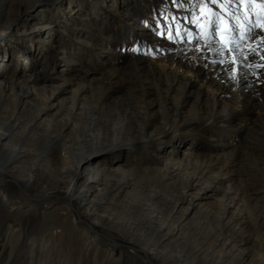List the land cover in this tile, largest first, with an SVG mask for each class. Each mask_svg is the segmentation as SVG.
I'll use <instances>...</instances> for the list:
<instances>
[{
    "label": "bare ground",
    "instance_id": "1",
    "mask_svg": "<svg viewBox=\"0 0 264 264\" xmlns=\"http://www.w3.org/2000/svg\"><path fill=\"white\" fill-rule=\"evenodd\" d=\"M234 1L0 0V54H17L0 55V264H264V25L229 48L175 35ZM64 19L71 38L41 32ZM19 56L33 71L17 82ZM183 130L193 140L174 142ZM177 145L192 153L173 158ZM197 187L220 209L185 233L174 195L190 206ZM117 237L133 244L121 255Z\"/></svg>",
    "mask_w": 264,
    "mask_h": 264
},
{
    "label": "rangeland",
    "instance_id": "2",
    "mask_svg": "<svg viewBox=\"0 0 264 264\" xmlns=\"http://www.w3.org/2000/svg\"><path fill=\"white\" fill-rule=\"evenodd\" d=\"M128 1H131V0H127V2ZM104 2V1H103ZM102 2V5H104L106 8L109 6L110 7V9L112 8V6H113V4L111 3L110 4V2H109V4L110 5H107V3H103ZM114 7V6H113ZM115 8V7H114ZM119 10V9H118ZM184 9H182V10H180V11H178V12H181V11H183ZM62 14H64V15H66V12L64 11ZM61 14V15H62ZM185 14V13H184ZM201 16V15H200ZM200 16L198 17V19H199V21L201 20L200 19ZM60 23H62V24H60ZM51 26H52V24L50 23V24H47L46 25V27H44V28H42V30H41V32H43V33H49V34H51V33H54L57 37L58 36H62L63 38H71L70 37V34H71V32H70V25L69 26H67V22L65 21V19H64V22H59L58 24H55V26H56V29H52L51 28ZM62 27L63 28H65L66 27V29L64 30V29H62ZM168 26H167V23H166V21H164L163 22V29H165V30H163L162 29V31H161V38L162 39H168L169 38V35H168V33H167V28ZM77 27H75L74 29H76ZM63 30V31H62ZM72 30V29H71ZM1 42H3V43H6V42H8V41H1ZM10 45H12V44H10ZM6 50H8V52L5 54V55H3V53H1L0 55L1 56H4L5 58H6V63L7 64H10L11 63V61H12V59H14V58H17V54H16V50L14 49V50H12L11 51V47L10 48H7ZM159 53H162L163 54V50L162 49H159V51H158ZM162 56V55H161ZM18 61L20 62L19 64V68H18V70H16V71H11V69H12V67H9V70H7L8 71V73H9V76H15V78H16V81L17 82H20V81H22V80H25L26 79V77H27V75L29 74V73H31L33 70H31L30 69V67L28 68V67H25V65L23 64V61L24 60H22V57H18ZM25 62V61H24ZM76 64H73V66H71V65H69L68 63H64V61L63 60H61V59H59V60H57L55 63H56V65H55V70L57 69L58 71H63L65 74H67V75H72L75 79H78L79 77L81 78V75H82V73H83V69H84V67L80 64V63H78V61L76 60ZM65 64V65H64ZM7 67V66H6ZM13 72V73H12ZM42 71L41 70H39V73H41ZM11 74H13V75H11ZM88 74L89 75H92V73L91 72H88ZM4 78V75H3V73L0 71V79H3ZM48 80V78L46 77V76H43L42 77V79H41V81L42 82H39L40 84L42 83H44L45 81H47ZM198 87H199V83L198 82H193V83H191L190 85H189V88L193 91V92H196L197 91V89H198ZM75 88V84L74 83H66L65 84V86H64V91H63V96L62 97H64V98H67V97H69V96H72V91H73V89ZM10 91L11 90H8L7 91V93H10ZM232 89L231 88H229L225 93H224V95L226 96V97H231L232 96ZM39 102H40V98H36V95L35 94H33L32 95V97H30V98H28V100H27V106L29 107L30 105H32V107H34L35 109L38 107V106H40V104H39ZM39 104V105H38ZM45 111V110H44ZM51 111V113L52 114H54V112L56 111V108H53V109H51L50 110ZM45 117H46V119H49V117H50V115L49 114H46L45 115ZM177 137H175L174 138V142H177V141H179V140H182V141H185V140H187V141H191V140H193V137H192V135H190L189 134V132H187V131H180V132H178L177 133ZM198 142H200V141H198ZM172 144L171 143H164V144H162L159 148L160 149H165L166 150V152H168L169 151V147L171 146ZM231 149H233V142L228 146V150H231ZM174 150H176L174 153H172L173 154V158H175V159H177V160H180L181 158H183V156H184V154L185 153H188V152H191L192 153V150H190L189 149V146L188 145H184V146H179V145H177V147H175L174 148ZM227 150V151H228ZM198 152H200V151H198ZM98 154H100V155H102L103 153L102 152H100V153H98ZM104 155V154H103ZM121 162H119V164H120ZM119 166V167H118ZM128 165H126V164H124V165H122V164H120V165H117V168H120L119 170L121 171V170H128V168H126ZM144 169V168H143ZM142 169V170H143ZM143 171H145V170H143ZM127 173V172H126ZM126 173H124V175L126 174ZM131 177V176H130ZM132 177H136L135 175H132ZM137 178V180H136V186L135 187H137V185H138V187H145L146 189H147V191H149L150 189H153L154 188V180H155V178L153 177V176H151V175H147V176H144V178L143 179H139V177H136ZM154 178V179H153ZM173 180H174V178H173ZM226 181H227V179H225ZM204 185V183L203 182H201L200 183V186H203ZM169 189V187H168V185H165V186H163L160 190H161V192L162 193H165L167 190ZM135 190H137V188L135 189H132L130 192L131 193H133V192H135ZM170 190V189H169ZM199 190H198V187L197 188H195V189H193L192 191H191V195H193V204L192 205H190V206H188V204L187 203H185V202H181V192H179V193H176L175 195H174V202H176V201H178L179 202V211L181 212V213H185V218L183 219V221H182V223H183V226H184V228H183V230H185L184 232L185 233H187V231L189 232V233H191L192 231H194L196 228H197V226H200V223L201 224H205V225H207V223H209V218L211 217V214H210V212H213V211H215V210H219L220 208H219V206H218V202H217V198L220 196V194L218 193V191L217 190H214V191H211L212 193H215L214 195L212 194H209V195H207V194H205V195H201V194H203V192H202V190L201 191H199V192H201V194L200 193H197ZM137 192V191H136ZM162 199V198H161ZM164 206V205H163ZM243 208V203H242V201H241V199H238V200H236V203H235V205L234 206H230L229 207V213L231 214V215H234L235 213H237L240 209H242ZM210 222H212L213 223V227L212 228H214L215 227V225H216V223H215V221H211L210 220ZM199 224V225H198ZM210 224V223H209ZM208 224V225H209ZM218 226V225H217ZM217 226H216V228H217ZM192 227V228H191ZM186 229H188V230H186ZM181 232H182V230H181ZM183 232V233H184ZM184 233V234H185ZM183 234V235H184ZM121 237H117V241H119L120 243H115V245H116V255H121V249H123V247H125V248H128L129 249V246L130 245H133L132 243H130L129 241H127V240H124V239H120ZM180 239H181V237H180ZM179 240H177L176 241V239H174V240H172L167 246L169 247V248H171L172 247V245L173 246H175L176 244H177V242H178ZM181 241V240H180ZM254 247V246H253ZM259 249H260V246L257 244V247L255 246L254 248H253V250L252 251H254V252H252V253H254V254H252V257L254 256H257L256 254H258V253H260V251H259ZM253 257V258H254ZM252 258V259H253ZM256 258V257H255ZM263 262H264V259H263Z\"/></svg>",
    "mask_w": 264,
    "mask_h": 264
},
{
    "label": "snow or ice",
    "instance_id": "3",
    "mask_svg": "<svg viewBox=\"0 0 264 264\" xmlns=\"http://www.w3.org/2000/svg\"><path fill=\"white\" fill-rule=\"evenodd\" d=\"M211 2L213 4H215L216 3V0H211ZM217 19H219V17H217ZM217 27H218V25H217ZM176 35H179V32H177ZM169 38H172L171 35L169 36ZM221 63H223V61H221ZM234 71H235V69H234Z\"/></svg>",
    "mask_w": 264,
    "mask_h": 264
}]
</instances>
